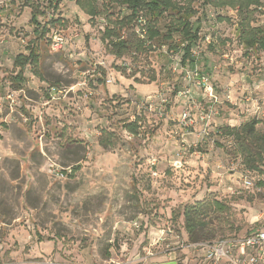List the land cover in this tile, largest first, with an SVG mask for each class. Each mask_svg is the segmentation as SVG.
Segmentation results:
<instances>
[{"label":"rangeland","instance_id":"obj_1","mask_svg":"<svg viewBox=\"0 0 264 264\" xmlns=\"http://www.w3.org/2000/svg\"><path fill=\"white\" fill-rule=\"evenodd\" d=\"M190 1L202 37L193 67L167 45L114 58L100 41L105 19L72 2L0 0V236L19 262L133 264L172 253L201 264L176 214L205 197L229 206L211 242L264 226V168L246 170L218 133L249 120L264 131V51L239 44L236 9ZM250 8L246 21L264 27V0ZM43 25L65 37V51L40 36ZM30 49L37 66L21 70L14 59ZM191 68L215 98L184 79ZM137 120V134L126 132ZM102 132L110 146L99 145Z\"/></svg>","mask_w":264,"mask_h":264},{"label":"trees","instance_id":"obj_2","mask_svg":"<svg viewBox=\"0 0 264 264\" xmlns=\"http://www.w3.org/2000/svg\"><path fill=\"white\" fill-rule=\"evenodd\" d=\"M74 3L91 20L103 17L106 26L101 34L100 41L108 53L116 59L126 55L141 56L148 52L168 46V49H176L182 52L181 63L194 66L196 59L191 56V49L202 40L199 36L200 21L191 22L196 15L188 4L192 1L184 0L181 5L175 0H66ZM187 1V3H186ZM206 3L215 9L231 8L245 18L238 25V42L245 51H264V27L253 28L248 21L255 11L251 6L258 5L259 0H206ZM57 5V4H56ZM118 8L115 15L110 12L113 7ZM55 9L57 6H54ZM35 12L31 23L38 27ZM168 19L165 26L161 22ZM248 20V21H246ZM59 20L50 19L51 24ZM137 29V30H136ZM130 31L128 37L122 33ZM49 29L43 25L40 36L43 38ZM178 35L180 40L173 42V36ZM38 55L29 50L28 55H18L14 64L21 70L26 65L37 66ZM16 82L24 81L20 71L13 79ZM258 122L249 120L239 126H224L219 129L221 137L230 140L231 149L236 157L241 159V164L248 171L262 174L264 168V131L256 127ZM126 132L136 135L139 129L138 120L124 125ZM111 134L101 133L98 140L103 147L110 146ZM264 171V170H263ZM264 187V178L259 183ZM229 210V206L214 198L205 197L202 200L183 207L177 218L183 219V228L187 236L188 244L211 242L216 237V225L218 216L222 217ZM219 226V223L217 224ZM109 257V254H107Z\"/></svg>","mask_w":264,"mask_h":264},{"label":"built area","instance_id":"obj_3","mask_svg":"<svg viewBox=\"0 0 264 264\" xmlns=\"http://www.w3.org/2000/svg\"><path fill=\"white\" fill-rule=\"evenodd\" d=\"M50 31L49 29L46 37L53 51H65L67 44L65 37L57 31L52 30L51 33ZM197 46L196 44L190 51L195 59L197 53L194 50L199 49ZM182 75L189 83L202 88L206 97L215 98L208 77L197 68L183 70ZM182 119L183 121L189 119L186 112L182 114ZM244 180L247 185H251L247 177ZM189 248L202 253L201 264H264V226L242 236L234 235L215 242L190 244Z\"/></svg>","mask_w":264,"mask_h":264},{"label":"crops","instance_id":"obj_4","mask_svg":"<svg viewBox=\"0 0 264 264\" xmlns=\"http://www.w3.org/2000/svg\"><path fill=\"white\" fill-rule=\"evenodd\" d=\"M28 238L30 241L31 236H29ZM4 239L5 238H2L0 236V258L5 256L7 258V261L6 263L0 262V264H28L25 262H19L17 260L15 256L16 254H14V251L13 252L9 251L10 248H8V244L7 242L4 241ZM23 242L24 243L28 242L27 239L25 240V235H23L22 238H18V240H15L14 244L16 243L18 246H21V243ZM133 264H177V261L176 258L172 256V253H168V254H160V255L152 256L150 258H145L142 261L140 260Z\"/></svg>","mask_w":264,"mask_h":264}]
</instances>
